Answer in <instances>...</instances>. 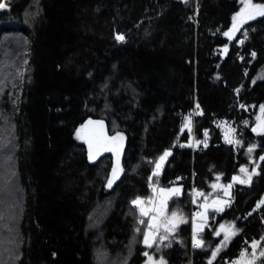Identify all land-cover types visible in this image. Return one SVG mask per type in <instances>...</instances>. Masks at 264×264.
Segmentation results:
<instances>
[{
	"label": "trees",
	"instance_id": "1",
	"mask_svg": "<svg viewBox=\"0 0 264 264\" xmlns=\"http://www.w3.org/2000/svg\"><path fill=\"white\" fill-rule=\"evenodd\" d=\"M242 6L15 0L0 8V264H142L147 256L208 264L225 223L239 231L212 264H229L253 241H260L255 264H264V132L253 131L264 106V16L228 39ZM192 107L189 131L183 125ZM87 121L124 138L122 171L111 187L112 154L90 159L76 138ZM221 121L233 127L235 143L223 139ZM241 168L249 183L233 181L247 179ZM174 183L182 191L168 208L185 222L171 244L156 239L149 248V216L131 202L152 198L153 185ZM188 188L201 194L198 209L206 198L226 202L207 211L197 233L203 246L192 253Z\"/></svg>",
	"mask_w": 264,
	"mask_h": 264
},
{
	"label": "snow or ice",
	"instance_id": "2",
	"mask_svg": "<svg viewBox=\"0 0 264 264\" xmlns=\"http://www.w3.org/2000/svg\"><path fill=\"white\" fill-rule=\"evenodd\" d=\"M245 7L241 9L240 13H237L234 17H233V26L232 29H230L229 32L224 33L225 36H228L229 39H232V34L237 31L239 29V26L241 24H243L247 19H255V17L258 16H264V4H253L252 0H243ZM4 7V5L0 4V8ZM117 40H123L124 37L123 36H117L116 37ZM253 56H255V53H253ZM197 107H199V105H197ZM261 111L264 112V106H261ZM89 124L93 123L91 121L88 122ZM97 124H100L101 122H96ZM190 124H191V120L190 118H185V123L184 126L185 128H190ZM102 126V125H101ZM264 131V121H261V123L258 125V128H254L253 131ZM183 130V129H182ZM79 133L80 130H77V134L79 137ZM207 135V133L205 134ZM108 140H110L111 142H116L118 140H122L123 137L120 136V134L118 133L116 136L111 137V138H106ZM227 139V137H226ZM227 142L229 144L233 143V141L231 139H227ZM89 158L90 159H94L95 156L93 155V143L92 141H89ZM199 143V141L197 142ZM238 143V141H237ZM100 144V140L99 138H97V145ZM255 146H252L248 149L249 153H251L253 151ZM104 150L106 151H116V148L113 147H105ZM170 155L169 151H165L164 154L162 156L159 157V160L156 162V168L153 171V176H158L160 174L159 170L162 167V162L165 161V159L167 158V156ZM262 160H264V157H261ZM122 171L119 168V163L117 161L116 166L113 167V171H112V178H110L108 180V186L111 187L112 184L114 183L115 179L119 178V172ZM242 173H245V175L247 176V179H241L240 177L234 176L233 177V181L237 182V183H249L251 181V175L248 174V170L246 168H241L240 170ZM252 174H256L255 170H253ZM149 179L151 180L152 178L149 177ZM219 179V177H218ZM212 187L215 189L217 187V185H212ZM224 187V191L225 194H228V190L232 187L231 184L227 185V186H223ZM162 193H166L164 200L161 203V206L157 209H155V211L157 212L156 216H152L151 219L148 221V231H144L143 232V236H144V244L151 248L153 246V242L155 240V232L154 229L158 228V225L155 223V221L157 220L158 216L162 213L163 211V207L164 204L166 203V200L168 198V195H179L180 190L179 189H161ZM198 195H201L198 193ZM133 204V206L135 207H139L140 208V215L141 216H146L149 215V211H151L150 209H145L144 207H142V204L144 203L139 197L135 200H133L131 202ZM218 203V202H217ZM226 203V202H225ZM261 203H264V201H261ZM260 205L258 204L257 207H259ZM205 208L207 207V205L204 206ZM218 210H222V209H218ZM201 216L203 214H200ZM168 221V225L171 226V229H175L176 224L178 222L177 220V213L173 212L171 217L167 218ZM179 222H183L182 219L179 220ZM140 223L143 224L145 223L144 220H140ZM221 229L224 231V239L223 241H221V246H226L227 242L231 239L232 236L237 235L238 233V229H234V226H229V229H225L224 226H221ZM166 230H167V226H166ZM202 230V225L200 226H196L194 225V233H193V247L194 248H200L203 246V241L197 238V233L199 231ZM137 233L141 232L142 229L137 228L135 230ZM217 235H219L220 233L217 232ZM161 239H164V237H161ZM262 240H264V237L261 238ZM260 244V241H253L251 244V247L253 249H256ZM220 251V248H217L215 251L212 252V257L215 258V256L217 255V253ZM144 255H148L147 253H144ZM246 255V253L244 251L241 252V257H244ZM260 255L262 257H264V251H262L260 253ZM152 257H149V260L151 261ZM255 253H253V258L252 260L247 261V264H255ZM159 264H165V262L163 260H161L159 262ZM208 264H212V260H209ZM234 264H242V261L238 260L235 261Z\"/></svg>",
	"mask_w": 264,
	"mask_h": 264
},
{
	"label": "rangeland",
	"instance_id": "3",
	"mask_svg": "<svg viewBox=\"0 0 264 264\" xmlns=\"http://www.w3.org/2000/svg\"><path fill=\"white\" fill-rule=\"evenodd\" d=\"M13 0H11L10 2L8 1V0H0V4H2V5H4V7H2V9H7V8H9V6H8V4L9 5H11L10 3L12 2ZM15 1V0H14ZM241 2H242V4H243V6L239 9V11L238 12H236L235 14H234V16L237 14V13H240L241 12V9L242 8H244L245 7V5H244V2H243V0H241ZM253 3V2H252ZM253 4H262V3H253ZM233 16V17H234ZM258 17H260V16H256L255 17V19L256 18H258ZM252 20H254V19H247L243 24H241L240 26H239V29L237 30V31H235L233 34H232V39L235 37V35L238 33V31L241 29V27L243 26V25H245L246 23H248V22H250V21H252ZM232 26H233V18H232V23H231V25H230V27L225 31V33L226 32H229L230 31V29H232ZM225 36V35H224ZM226 38H228V36H225ZM229 39V38H228ZM224 49V52H226L227 51V49H228V47L226 46V47H224L223 48ZM259 77H261V78H264V67L260 70V72H259ZM261 117H263V119H264V112H261L260 113V115L258 116V118H257V123H258V125L261 123V121H262V119H261ZM187 118H190V117H187ZM190 120H191V118H190ZM218 125H219V127H220V129H221V132H222V135H223V139L225 140V142H227V139H231L232 141H233V143H235L236 142V139H235V136H234V129H233V127L228 123V122H226V121H221V122H219L218 123ZM258 125H256V128H258ZM184 126V125H183ZM185 128V127H184ZM192 128H193V126H192V121H191V124H190V128H187L189 131H192ZM77 130H80V133H79V137H78V134H77V131H76V138H77V140L78 141H80L81 143H83V144H85L86 145V137H85V124L84 125H82V126H80ZM259 130V129H258ZM259 131H261V130H259ZM261 132H264V131H261ZM226 137H227V139H226ZM191 140H192V138H191ZM228 143V142H227ZM233 143H231V144H233ZM229 144V143H228ZM159 160V159H158ZM164 164V161L162 162V165ZM155 168H156V164H155V167H154V170H155ZM162 168V167H161ZM161 170V169H160ZM160 170H159V172H160ZM217 186H218V184H216ZM174 186H175V188L174 189H179V190H182V186H181V184H179V183H174ZM177 187V188H176ZM161 189H165V190H167V188H159L156 192H155V194H154V196L151 198H147L146 200H147V202H148V207L146 206H143L142 205V207H144L145 209H150L151 211H149V215H146V216H149V220L151 219V217L152 216H156L157 215V212L155 211V209H157V208H159L160 206H161V203H162V201L164 200V197H165V195H166V193H162L161 192ZM187 192H188V194H189V201H188V204H189V216H190V220H191V215H190V212H191V206H190V203L191 204H193V206H192V208H193V210L194 211H197V210H199L196 206H197V198L199 197V195H198V193L200 194V192L199 191H196L195 189H191V188H188L187 189ZM171 196H176V195H168V198H167V200H166V203L164 204V207H163V211H162V213L158 216V218H157V220L155 221V223L158 225V228L160 229V228H162L163 226H164V223L165 222H168L167 221V218L168 217H171V215H172V213H169V212H167V206H168V201H169V199H170V197ZM207 199V198H206ZM207 201H209V202H211L210 200H207ZM262 201H264V196H263V198H262ZM223 202H225V201H223ZM220 203V202H219ZM215 205V207H219L218 205L216 206V204H214ZM200 206V205H199ZM139 208V207H138ZM202 208H204V206L202 207ZM139 210H140V208H139ZM201 214H203V211L201 212ZM177 217H178V219L180 220V219H182L183 220V222H179V225L180 224H182V223H184L185 222V218L182 216V215H179V213L177 214ZM196 216L194 215L193 216V219L195 218ZM148 220V221H149ZM194 225H196L197 226V224L196 223H194ZM225 226H227V227H224L225 229H229V226H232L231 224H227V223H225L224 224ZM146 231H148V229L146 230ZM221 233V236H222V241H223V239H224V231L222 230V232H220ZM232 238H233V236L231 237V239L227 242V245L226 246H221L220 247V251H222L223 249H225L228 245H229V243H230V241L232 240ZM143 243H144V239H143ZM219 251V252H220ZM245 253H246V255L244 256V257H241V255L235 260V261H238V260H240V261H242V264H247V261H249V260H252V258H253V253H255V250L252 248L251 250H246V251H244ZM255 257H256V253H255ZM235 261H233V264H234V262Z\"/></svg>",
	"mask_w": 264,
	"mask_h": 264
},
{
	"label": "crops",
	"instance_id": "4",
	"mask_svg": "<svg viewBox=\"0 0 264 264\" xmlns=\"http://www.w3.org/2000/svg\"><path fill=\"white\" fill-rule=\"evenodd\" d=\"M167 189H174L175 188V186H174V184H172V185H170V186H168V187H166ZM177 188V187H176ZM218 189H221V186H217L215 189L213 188V192H215V191H217ZM181 191L182 190H180V192H179V195H180V193H181ZM179 195H176V196H179ZM226 195V194H225ZM228 195V194H227ZM226 195V196H227ZM172 197H174V196H171L170 197V199L172 198ZM169 199V200H170ZM211 202H209V201H207L206 199L204 200V201H202L201 202V204H200V209L199 210H197L196 211V214H195V218L193 219V217H191V220H190V234H191V240H193V233H194V223H196L197 224V226H200V225H202V230H203V228L205 227V225H207V222H208V220H207V211L208 210H212V209H215V210H218V209H223V207L225 206V202H223L224 201V199L223 198H221V197H213L211 200H210ZM144 203L142 204L143 206H147L148 207V202L147 201H143ZM218 202V203H217ZM220 202V203H219ZM168 203H169V201H168ZM214 204H216V206L218 205L219 207H215V205ZM205 205H207V207L205 208H202L203 206H205ZM203 211V215L201 216L200 214H201V212ZM167 212H169V213H173V212H176L177 214H178V212L177 211H175V209H169L168 208V206H167ZM180 215V214H179ZM177 220H178V222H177V224H176V227H175V229H171V226L170 225H168V222H165L164 223V226L162 227V228H156V229H154V232H155V240L156 239H159L162 243H164L165 245H169V244H171V242L173 241V240H176V238H177V235H178V233H179V230H180V227H181V225L183 224H180L179 225V219H178V217H177ZM224 226V227H227V226H225L224 224H220V225H218V227L216 228V233L217 232H222V229H221V226ZM166 226H167V230H166ZM148 229V225H147V228H146V230ZM201 230V231H202ZM200 232V231H199ZM198 232V233H199ZM217 235V234H216ZM219 238H220V241L218 242V244H217V246H216V248H215V250L217 249V248H220L221 247V241H222V236H221V233L219 234V235H217ZM161 237H164V239H161ZM144 239V238H143ZM155 240H154V242H155ZM154 242H153V244H154ZM214 250V251H215ZM224 250V249H223ZM221 253V251L220 252H218L217 253V255L215 256V258H213L212 257V260L213 261H215L216 259H220V257H219V254ZM149 257H152V256H147L146 257V259L143 261V263L142 264H159V262L162 260V259H156V258H153L152 257V259H151V261L149 260ZM236 259H234L233 261H235ZM164 261V260H163ZM233 261L232 262H229V264H233ZM165 262V261H164ZM222 262V261H221ZM220 262V263H221ZM165 264H166V262H165Z\"/></svg>",
	"mask_w": 264,
	"mask_h": 264
},
{
	"label": "water",
	"instance_id": "5",
	"mask_svg": "<svg viewBox=\"0 0 264 264\" xmlns=\"http://www.w3.org/2000/svg\"><path fill=\"white\" fill-rule=\"evenodd\" d=\"M10 6V5H9ZM89 121L85 123V137H86V146L89 151V141H92L93 143V155L95 158L110 153L113 156L114 162L113 167L116 166L117 161L120 162V157L124 150V138L122 140H118L116 142H111L110 140L106 138H111L116 136L117 134L110 135L108 133V130L106 128V125L102 121H91L93 123L89 124ZM96 122H101L100 124H97ZM102 125V126H101ZM120 136H122L120 134ZM123 137V136H122ZM97 138L100 140V144L97 145ZM105 147H113L116 148V151H106L104 150ZM94 158V159H95ZM120 168V164H119ZM113 171V169H112ZM112 175V173H111Z\"/></svg>",
	"mask_w": 264,
	"mask_h": 264
},
{
	"label": "built area",
	"instance_id": "6",
	"mask_svg": "<svg viewBox=\"0 0 264 264\" xmlns=\"http://www.w3.org/2000/svg\"><path fill=\"white\" fill-rule=\"evenodd\" d=\"M195 114H196L195 107H192L191 109H189L188 112H187V114H186L187 117H190L191 118L192 126H193V121H194ZM192 142H193V137H192ZM180 147H181L180 142H176V143L173 144V148H180ZM158 189H159L158 185H153L150 188V191L156 192ZM190 206H191L190 215H191V217H193L196 214V211H194L193 208H192L193 204L190 203ZM189 248H190V252L191 253L194 250L197 249V248H194L193 247V240H190Z\"/></svg>",
	"mask_w": 264,
	"mask_h": 264
},
{
	"label": "bare ground",
	"instance_id": "7",
	"mask_svg": "<svg viewBox=\"0 0 264 264\" xmlns=\"http://www.w3.org/2000/svg\"><path fill=\"white\" fill-rule=\"evenodd\" d=\"M8 1L10 2L11 0H8ZM13 1H14V0H13ZM13 1H12V2H13ZM12 2H11V3H12ZM11 3H10V4H11Z\"/></svg>",
	"mask_w": 264,
	"mask_h": 264
}]
</instances>
